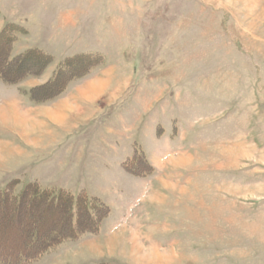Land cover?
<instances>
[{"label": "rangeland", "instance_id": "rangeland-1", "mask_svg": "<svg viewBox=\"0 0 264 264\" xmlns=\"http://www.w3.org/2000/svg\"><path fill=\"white\" fill-rule=\"evenodd\" d=\"M0 264H264V0H0Z\"/></svg>", "mask_w": 264, "mask_h": 264}, {"label": "trees", "instance_id": "trees-1", "mask_svg": "<svg viewBox=\"0 0 264 264\" xmlns=\"http://www.w3.org/2000/svg\"><path fill=\"white\" fill-rule=\"evenodd\" d=\"M41 193H43L42 191H41ZM40 193V194H41ZM21 198V197H20ZM56 198V197H55ZM61 199V201L59 202V204L61 203V204H63V203H67L68 205L71 203V200L70 199H67V197H65V198H60ZM55 200V199H54ZM76 201L78 200L77 198L75 199ZM65 201V202H64ZM75 201V202H76ZM73 202H74V200H73ZM70 206V205H69ZM69 206H68V208H69ZM69 212H72V207L70 206V211ZM72 218V217H71ZM72 221H73V219H72ZM50 240V239H49ZM57 240V238L55 239V238H52V242L53 241H56ZM18 253H19V256H18V261H21V260H23V258L24 257H26V255H24V253L22 252V251H18Z\"/></svg>", "mask_w": 264, "mask_h": 264}]
</instances>
